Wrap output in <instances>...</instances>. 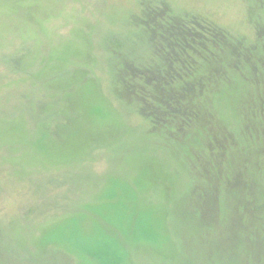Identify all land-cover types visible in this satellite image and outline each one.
Masks as SVG:
<instances>
[{"label":"rangeland","instance_id":"1","mask_svg":"<svg viewBox=\"0 0 264 264\" xmlns=\"http://www.w3.org/2000/svg\"><path fill=\"white\" fill-rule=\"evenodd\" d=\"M261 29L264 0H0V264H264ZM171 61L206 96L175 136L118 80Z\"/></svg>","mask_w":264,"mask_h":264},{"label":"trees","instance_id":"2","mask_svg":"<svg viewBox=\"0 0 264 264\" xmlns=\"http://www.w3.org/2000/svg\"><path fill=\"white\" fill-rule=\"evenodd\" d=\"M179 27L184 33L190 34L187 24ZM191 34L192 37L186 35L185 38L196 40L195 33L192 31ZM263 35L264 31H260L259 36L263 37ZM225 39L226 37L221 38L222 41ZM189 46L193 47V44ZM250 49L248 52L251 51ZM174 63L176 62L171 61L167 64L168 68H165V72L157 73L149 67L120 71L118 75L123 93H126L132 101L144 104L140 106L141 114L156 126L162 124L172 126L173 136L184 134L195 124L200 118L203 100H206L200 83L196 79L186 80L183 75L177 76ZM251 63L256 69H259V66L264 68V57L261 56L254 61L252 57H247V64Z\"/></svg>","mask_w":264,"mask_h":264}]
</instances>
